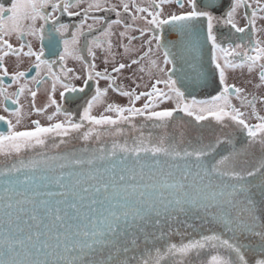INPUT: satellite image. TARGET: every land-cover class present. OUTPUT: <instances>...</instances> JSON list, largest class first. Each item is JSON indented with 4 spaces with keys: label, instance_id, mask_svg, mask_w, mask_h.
<instances>
[{
    "label": "snow or ice",
    "instance_id": "6c2138e0",
    "mask_svg": "<svg viewBox=\"0 0 264 264\" xmlns=\"http://www.w3.org/2000/svg\"><path fill=\"white\" fill-rule=\"evenodd\" d=\"M0 264H264V0H0Z\"/></svg>",
    "mask_w": 264,
    "mask_h": 264
}]
</instances>
